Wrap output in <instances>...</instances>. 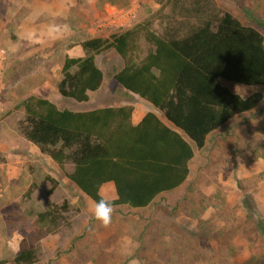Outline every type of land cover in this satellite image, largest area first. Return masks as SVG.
Returning <instances> with one entry per match:
<instances>
[{
  "label": "rangeland",
  "instance_id": "rangeland-1",
  "mask_svg": "<svg viewBox=\"0 0 264 264\" xmlns=\"http://www.w3.org/2000/svg\"><path fill=\"white\" fill-rule=\"evenodd\" d=\"M32 1L0 0V48L4 41L17 40V27ZM49 2L65 4L63 23L71 26L65 40L45 48L40 43L27 46L23 40L0 67V259L14 264L12 258L31 234L37 213L50 203L67 201L70 225L39 242L35 264H264V100L209 135L203 149H195L189 177L180 188L161 194L147 208L114 207L108 229L94 219V202L21 129L22 103L32 94L77 112L139 103L114 79L124 66L114 49L96 56L104 82L90 101L62 97L58 84L64 51L72 46L138 25L165 38L184 36L198 23L197 2L208 15L228 11L264 34V0ZM142 48L144 56V40ZM224 85L243 97L255 91L264 95V87ZM66 171L73 172L71 162ZM125 237L133 244L127 255Z\"/></svg>",
  "mask_w": 264,
  "mask_h": 264
},
{
  "label": "trees",
  "instance_id": "trees-1",
  "mask_svg": "<svg viewBox=\"0 0 264 264\" xmlns=\"http://www.w3.org/2000/svg\"><path fill=\"white\" fill-rule=\"evenodd\" d=\"M196 4L198 23L184 36L165 38L138 25L85 40L84 57L64 59L60 95L88 102L104 82L96 56L114 49L124 63L115 81L153 106L139 124L132 122L131 105L76 112L34 95L23 101L21 129L28 141L93 202L101 198V186L113 182V207H149L187 181L195 149H203L209 135L264 100L259 91L243 97L224 85L264 87V34L228 11L208 15ZM69 211L67 201L40 210L12 262L35 264L39 242L70 225Z\"/></svg>",
  "mask_w": 264,
  "mask_h": 264
},
{
  "label": "clouds",
  "instance_id": "clouds-1",
  "mask_svg": "<svg viewBox=\"0 0 264 264\" xmlns=\"http://www.w3.org/2000/svg\"><path fill=\"white\" fill-rule=\"evenodd\" d=\"M48 9L32 10L28 12L21 23L20 39L27 41L29 44L46 42L49 40H55L71 32V26L68 24L50 22L41 23V17L45 15ZM20 45L18 43L8 41L5 47L0 48V61L6 59L8 54H15L19 50ZM102 191V188L101 190ZM99 194V193H98ZM92 214L94 219L99 224L108 229L113 222L114 207L112 202L105 199L102 195L99 201L94 202L92 207ZM124 254H131L132 241L130 238H123ZM130 264H140L138 260L131 261Z\"/></svg>",
  "mask_w": 264,
  "mask_h": 264
},
{
  "label": "crops",
  "instance_id": "crops-1",
  "mask_svg": "<svg viewBox=\"0 0 264 264\" xmlns=\"http://www.w3.org/2000/svg\"><path fill=\"white\" fill-rule=\"evenodd\" d=\"M47 8L48 11L45 12V15H43L41 17V23H50V22H56V23H63L64 21V18L66 16V13H65V4L64 2H59V3H54V2H49V0H33L32 1V4H31V10H43ZM23 19L21 20V23H22ZM21 23L19 24V26L17 27L18 31H17V40H7V41H4L5 45L8 41H12V42H15V43H18L21 46L22 45V42L23 40L20 39V29H21ZM67 37V34H64L63 36H61L60 38L58 39H55V40H49V41H46V42H40L41 47L45 48L46 46L45 45H48V46H52L54 44H59L61 40H65V38ZM26 42V41H25ZM29 43H27V46ZM36 44L37 46V43H34V45ZM33 45V44H31ZM47 46V47H48ZM19 47V48H20ZM66 55L70 56V57H73V58H81V57H84L85 56V52L81 46V44H78V45H75V46H72L71 48H69L67 51H64V59L66 57ZM12 56V54H11ZM97 63V62H96ZM100 90V89H99ZM126 90V89H125ZM127 91V90H126ZM97 92V91H96ZM128 92V91H127ZM95 93V92H93ZM91 94L90 93V99H91ZM129 94H133V93H130ZM34 96H38V97H41L39 95H36V94H32ZM135 95V94H134ZM31 96V95H30ZM29 96V97H30ZM137 96V95H135ZM28 98V97H27ZM41 98H45V97H41ZM138 100H139V103H126V104H121V105H116L114 107H120V106H127V105H131L133 106V113H132V122L134 125H137L141 122V120L143 119V117L150 111L153 110V106L151 104H149L147 101L143 100L142 98H140L139 96H137ZM45 99H48V98H45ZM70 99V98H69ZM89 99V101H90ZM50 100V99H49ZM145 103V104H143ZM56 104V103H55ZM57 105V104H56ZM58 106V105H57ZM60 108V106H58ZM104 107H110V106H97V107H91L89 108L90 110L88 111H91V110H95V109H99V108H104ZM0 108H1V102H0ZM67 109V108H65ZM77 112V111H76ZM81 112H84V111H81ZM165 122L169 125H171L170 123H168L166 120ZM76 186V185H75ZM78 188V187H77ZM102 188V191H99V194L100 196L102 195L105 199L107 200H114L117 198V192H116V187H115V184L113 182H108V183H105L101 186ZM100 188V190H101ZM79 189V188H78ZM80 190V189H79ZM80 192L86 196V198L90 201H92L87 195H85L81 190ZM164 194V193H163ZM93 202V201H92Z\"/></svg>",
  "mask_w": 264,
  "mask_h": 264
},
{
  "label": "built area",
  "instance_id": "built-area-1",
  "mask_svg": "<svg viewBox=\"0 0 264 264\" xmlns=\"http://www.w3.org/2000/svg\"><path fill=\"white\" fill-rule=\"evenodd\" d=\"M3 61H4V60L0 61V67H1ZM1 73H2V72H1V69H0V76H1Z\"/></svg>",
  "mask_w": 264,
  "mask_h": 264
}]
</instances>
